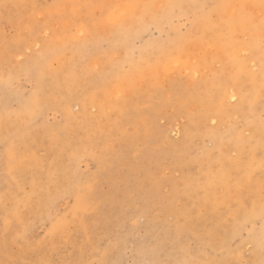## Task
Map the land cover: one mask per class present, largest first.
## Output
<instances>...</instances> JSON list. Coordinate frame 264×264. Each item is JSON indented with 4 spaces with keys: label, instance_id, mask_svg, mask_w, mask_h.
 I'll return each instance as SVG.
<instances>
[{
    "label": "rangeland",
    "instance_id": "obj_1",
    "mask_svg": "<svg viewBox=\"0 0 264 264\" xmlns=\"http://www.w3.org/2000/svg\"><path fill=\"white\" fill-rule=\"evenodd\" d=\"M262 5L0 0V264H264Z\"/></svg>",
    "mask_w": 264,
    "mask_h": 264
},
{
    "label": "bare ground",
    "instance_id": "obj_2",
    "mask_svg": "<svg viewBox=\"0 0 264 264\" xmlns=\"http://www.w3.org/2000/svg\"><path fill=\"white\" fill-rule=\"evenodd\" d=\"M204 1V3L205 4H208V3H220V2H222L223 0H203ZM224 4L226 3V2H223ZM232 13V12H231ZM127 13L125 12V11H122L121 13H120V15H118V17H120V16H122V15H126ZM237 23V21H235V22H233V24L235 25ZM224 27H225V29H226V32L223 34V36H224V38H226V36L228 37V35H229V32H230V26L228 25V24H224ZM249 30L251 31V26L249 25ZM201 32H202V36H204L205 38L207 37V34L205 33V31L204 30H201ZM209 32V31H208ZM222 38V37H221ZM224 38H222V40H224V41H226ZM252 47V46H251ZM239 49H242V48H239ZM237 50V49H236ZM247 50V49H246ZM179 65H178V61H176V60H174V61H172L171 62V66H170V69L171 68H173V69H175L176 67H178ZM175 67V68H174ZM169 69V68H168ZM263 69H264V65H263ZM172 70V69H171ZM170 70V71H171ZM263 72V71H262ZM223 91H224V94L225 95H227V98L230 100V101H233V100H235L236 98H237V93H236V90H235V88L234 87H232V86H230V87H228L227 89H225V90H222V94H223ZM219 93H217V92H215V93H213L212 94V96H211V100L212 101H216V100H218L217 99V95H218ZM221 94V96H223ZM225 97V96H224ZM226 98V99H227ZM217 113H218V117L219 116H223L222 114H223V112H221V111H217ZM222 113V114H221ZM214 117V116H213Z\"/></svg>",
    "mask_w": 264,
    "mask_h": 264
},
{
    "label": "snow or ice",
    "instance_id": "obj_3",
    "mask_svg": "<svg viewBox=\"0 0 264 264\" xmlns=\"http://www.w3.org/2000/svg\"><path fill=\"white\" fill-rule=\"evenodd\" d=\"M262 6H264V5H262Z\"/></svg>",
    "mask_w": 264,
    "mask_h": 264
}]
</instances>
